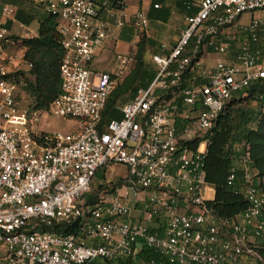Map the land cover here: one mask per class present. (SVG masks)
Here are the masks:
<instances>
[{"label": "built area", "instance_id": "1", "mask_svg": "<svg viewBox=\"0 0 264 264\" xmlns=\"http://www.w3.org/2000/svg\"><path fill=\"white\" fill-rule=\"evenodd\" d=\"M33 2L58 22L62 93L48 111L22 106L19 74L32 65L0 20V264H157L138 262L143 248L168 264H264V194L249 154L228 178L249 202L235 217L209 205L205 170L207 136L227 104L264 81V0H199L171 50L152 55L153 82L107 124V100L134 59L119 54L112 72L93 63L114 28L143 33L148 18L128 21L122 0ZM15 12L3 5L1 17ZM207 53L213 66L203 65ZM259 104L264 112V93ZM43 114L76 120L77 130H40ZM116 165L127 176L89 202L97 175Z\"/></svg>", "mask_w": 264, "mask_h": 264}, {"label": "trees", "instance_id": "2", "mask_svg": "<svg viewBox=\"0 0 264 264\" xmlns=\"http://www.w3.org/2000/svg\"><path fill=\"white\" fill-rule=\"evenodd\" d=\"M3 1V0H2ZM115 6L118 0H112ZM165 0H153L154 11L157 15L150 16L151 19H159L167 22L170 17L169 10L155 8ZM199 0H185L184 9L192 15L197 11L195 4ZM19 17V13L17 14ZM21 18V16L19 17ZM58 22L56 18L42 13L39 19L38 36L34 38H11L25 50L26 59L32 65L29 72H20L23 81L22 90L33 99L34 109L48 111L51 104L62 93V80L60 67L65 56L61 37L57 31ZM156 42L143 35L137 43L134 66L125 80L118 84L107 100L106 107L102 113L103 124L112 120L122 118L121 107L134 99L138 91L148 88L156 77V68H150L145 56L150 48H155ZM159 51V49H158ZM133 65V64H132ZM131 65V66H132ZM264 93V81L241 93L239 97L234 96L227 104L217 128L207 136L208 148L205 159V170L208 183L215 189V197L209 205L225 218L235 217L249 207V202L242 193L234 191L228 184V178L232 167L242 154L248 153L255 178L260 180V188L264 194V112L255 109H244L238 107L243 103L259 104V96ZM129 97L126 103L125 99ZM236 115V116H235ZM237 117V118H236ZM199 141L191 144L196 149ZM237 148L240 152H237ZM238 184L242 180V171H238ZM105 172H100L96 180L100 181L98 189L93 185L92 192L88 197L89 202L95 198L104 187ZM103 181V182H102ZM66 233L79 232L77 228L65 230ZM155 261L157 264H168L159 254L143 248L138 262ZM127 264H135L132 261ZM138 264V263H136Z\"/></svg>", "mask_w": 264, "mask_h": 264}, {"label": "crops", "instance_id": "3", "mask_svg": "<svg viewBox=\"0 0 264 264\" xmlns=\"http://www.w3.org/2000/svg\"><path fill=\"white\" fill-rule=\"evenodd\" d=\"M99 3L107 2L110 6H113L112 0H98ZM124 2L123 10L125 15L128 18V21H130L133 16L137 13L142 14L143 16L147 17L149 20V25L147 28V36L154 41L157 42V46L159 51L157 53H163V50L161 49L162 45H166V51L165 53L169 52L171 48L175 45V43L178 41L182 30L185 28V18L189 15L183 5L185 0H165L162 3H160L159 9L162 10H169L170 11V17L167 22H162L159 19H151L150 16L157 15V12L154 11V4L153 0H122ZM199 2V1H198ZM3 5H10L15 9V14L11 15L10 17L2 18V6H0V20L6 22V27L12 34V36H18V37H31L29 36L28 31H33V29L36 31V35L32 36L37 37L39 32V19L40 15L43 13V11L36 7L33 0H3ZM156 8V6H155ZM19 13V17H17V14ZM175 13H178L182 17L181 24L172 31L170 36L166 41H158L156 39L155 31H151L150 29V22L155 21L159 23L167 24L171 21L173 15ZM34 19L38 21L37 27H33L34 23L36 22ZM101 19L104 21H108L110 24H115L114 18H109L106 11H102ZM139 36L137 32L134 30L132 25L130 23H127L123 28H114L110 34V38L107 40L105 46L102 49V52L96 58L94 63H98L101 61V59L110 58V64H106L100 67L103 68V70L99 69L94 65V69L101 70V71H110L113 61V57L118 56L119 54L122 55H128L132 54L133 51L136 50L137 43L139 42ZM214 55V54H212ZM216 56V55H215ZM217 57V56H216ZM116 58V57H115ZM114 58V60H115ZM93 63V64H94ZM109 65V66H108ZM118 66V63H117ZM115 66V69L117 68ZM114 69V70H115ZM112 70V71H114ZM111 71V72H112Z\"/></svg>", "mask_w": 264, "mask_h": 264}, {"label": "rangeland", "instance_id": "4", "mask_svg": "<svg viewBox=\"0 0 264 264\" xmlns=\"http://www.w3.org/2000/svg\"><path fill=\"white\" fill-rule=\"evenodd\" d=\"M34 20L36 22L34 23L33 27L36 28L38 25V21L36 19H34ZM247 20H248L247 18H244V22H247ZM181 22H182V17L180 15H178V13H175L173 15L171 21L167 24L151 21L150 22V29H151V31H155L156 39L158 41H166L168 39V37L170 36V34L172 33V31L175 30L181 24ZM146 30L143 33H141V32L137 33L140 39L142 38L143 35H147ZM28 32H29L28 33L29 36H31V37H25V38H32V36L36 35V31L34 29H33V31H28ZM19 38H24V37H19ZM18 48H20V46L17 44L16 49H18ZM157 52H158V46H157V42H156L155 48H150L148 50L146 56H145V61H146L147 65L152 69L156 68L154 63L152 62V55L156 54ZM135 53H136V50L132 52L133 59L135 58ZM115 57H113L114 62L112 63L110 72L115 69V66H117V56L115 55ZM114 58H115V60H114ZM217 59H218V57H216L215 55H212L211 53L205 54V56L203 57L204 67L205 66L206 67L213 66L216 63ZM110 62L111 61H110L109 57L108 58L104 57V59H101V61L98 63L100 64V66L104 67V65L110 64ZM98 63H94L93 67H95L94 65H96V67L98 68V66H99ZM132 64L133 65L131 66L129 71H127V73L125 74L124 78L122 79V81L120 83H122L125 80L126 76L132 70V68L134 66V61ZM100 66H99V69L103 70V68ZM101 70H99V71H101ZM240 95H241V93H238V94H236V97H239ZM128 100H129V97L127 99H125L123 101V103H126ZM22 106L25 107L26 109L33 110L34 109L33 99L25 94L24 100L22 102ZM238 109L240 110L238 112V114H239L241 112V110H244V109L261 110V106H258L255 103L254 104L243 103L238 107ZM118 119H120V118H118ZM77 127H78V123L76 120L63 119V118L55 117L51 114H43L41 116V123L39 124L38 129L44 130L47 132L72 133V132H75L77 130ZM104 172H105V175H104L105 180H104V182L102 181L104 187H112L113 184H115L121 178H125L127 176V168L123 165H116L113 169H110V170H107ZM99 184H100V181L95 180L94 186L96 189H98ZM210 196H212V194H210ZM86 243L91 244L92 240L90 238H88L86 240Z\"/></svg>", "mask_w": 264, "mask_h": 264}]
</instances>
